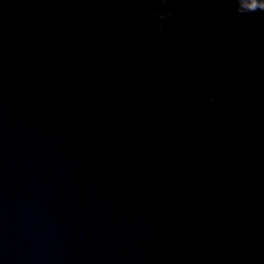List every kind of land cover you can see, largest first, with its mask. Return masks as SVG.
Here are the masks:
<instances>
[{
	"label": "water",
	"instance_id": "water-1",
	"mask_svg": "<svg viewBox=\"0 0 264 264\" xmlns=\"http://www.w3.org/2000/svg\"><path fill=\"white\" fill-rule=\"evenodd\" d=\"M0 264H264V0H0Z\"/></svg>",
	"mask_w": 264,
	"mask_h": 264
}]
</instances>
